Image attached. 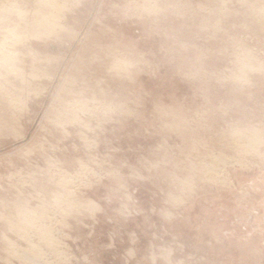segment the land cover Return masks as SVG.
<instances>
[{"label":"rangeland","instance_id":"rangeland-1","mask_svg":"<svg viewBox=\"0 0 264 264\" xmlns=\"http://www.w3.org/2000/svg\"><path fill=\"white\" fill-rule=\"evenodd\" d=\"M0 264H264V0H0Z\"/></svg>","mask_w":264,"mask_h":264},{"label":"bare ground","instance_id":"bare-ground-1","mask_svg":"<svg viewBox=\"0 0 264 264\" xmlns=\"http://www.w3.org/2000/svg\"><path fill=\"white\" fill-rule=\"evenodd\" d=\"M42 1V0H41ZM47 13V12H46ZM54 17V16H53ZM41 18V17H40ZM47 19V18H46ZM45 20V19H44ZM47 21V20H46ZM45 22V21H44ZM38 24V23H37ZM49 24V23H48ZM43 26V25H42ZM3 58V57H2ZM117 65V64H116ZM215 167V166H214ZM214 167H211L210 165L207 167V171H208V173H210V174H212V172L214 171ZM215 168H217L218 169V167H215ZM216 173V172H215ZM213 175H211V177H212ZM215 179V178H214ZM222 181V180H221ZM70 206V205H69ZM88 207V206H87ZM89 208V207H88ZM89 210V209H88ZM24 218H25V216H24ZM28 218V217H27ZM33 221V220H32ZM27 226V225H26ZM39 227V226H38ZM34 229V228H33ZM31 231V230H30ZM41 231V230H40ZM43 232V231H42ZM43 234V233H42ZM27 236V235H26ZM44 237V236H43ZM49 239V238H48ZM48 239H46V240H48ZM50 242V241H49ZM52 242V241H51ZM33 248V247H32ZM38 250V249H37ZM36 250V251H37ZM30 255H32V254H30ZM34 255V254H33ZM32 255V256H33ZM36 258V257H35Z\"/></svg>","mask_w":264,"mask_h":264}]
</instances>
